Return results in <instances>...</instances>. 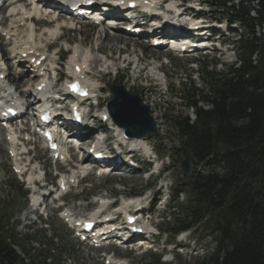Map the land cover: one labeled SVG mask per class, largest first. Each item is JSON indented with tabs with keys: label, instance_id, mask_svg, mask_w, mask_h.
Returning <instances> with one entry per match:
<instances>
[{
	"label": "trees",
	"instance_id": "16d2710c",
	"mask_svg": "<svg viewBox=\"0 0 264 264\" xmlns=\"http://www.w3.org/2000/svg\"><path fill=\"white\" fill-rule=\"evenodd\" d=\"M259 8V20L244 7L231 14L247 28L236 43L238 65L220 73L204 70L207 93L185 97L195 123L176 120L180 147L190 159L212 156L209 162L222 169L184 185L194 200L181 229L209 215L219 235L216 251L199 264H264V35L256 34L264 27V0ZM255 186L261 190L257 199ZM8 239L0 237V264H24Z\"/></svg>",
	"mask_w": 264,
	"mask_h": 264
},
{
	"label": "rangeland",
	"instance_id": "374dc122",
	"mask_svg": "<svg viewBox=\"0 0 264 264\" xmlns=\"http://www.w3.org/2000/svg\"><path fill=\"white\" fill-rule=\"evenodd\" d=\"M254 5L252 3V6ZM106 36V38H101L100 30H97V28L83 25L79 27L77 25V30L73 32L64 30L61 41H57L56 47L53 50H49V52L59 53L58 55L61 57L62 62H65L69 58L70 47L79 46L81 49L91 47L93 49L92 58L99 57V54H101L108 58L111 63L123 67L124 69L119 72V75L115 76L117 71L112 73L111 69H107L105 73L100 72L98 74L96 73L97 69L101 68L95 70L94 66L96 71H94V79L97 81V86L100 91L101 88L106 90L103 95L102 106L107 103L106 94L110 91V88L118 84L124 85L133 94L139 96L147 95L150 102L154 105L161 133L160 140L153 143L154 148L159 153V156L164 158L168 148L172 145L171 142L176 139V133L171 124L173 116L180 115L184 117L192 113L180 101L185 89H192L198 86V80L191 76L192 71L196 70V67L199 68L200 64L210 62L214 57L220 59L224 65L230 66L235 62V56L231 51L225 55L214 53L209 58L200 57L198 59L200 64L198 65L197 63L195 65L196 62L194 61L196 60H192L193 57L180 59L172 55L168 50H151L143 41L137 43L120 35ZM98 39L100 47L98 46ZM4 44V40L0 39V47H3ZM5 48L8 49L6 46ZM135 57L140 59L137 67H135ZM193 65L195 66L194 68ZM145 86H147V89L143 88ZM126 113L132 116L135 112L132 109L130 113ZM181 158V156L178 157L176 155L175 158L172 156L170 161H164V164L167 163L169 166L168 181L169 183L173 182V186H176L178 180L182 179ZM6 161L7 153L0 146V177H2L0 179V231H2L3 227L7 228L12 241H14L13 243L17 246V254L24 259V263L104 264L105 259L102 257L105 254L104 252H91L87 248L76 244L72 236L68 235L67 230L57 219L53 218L48 224H43L40 219L35 217V214L32 215V217H35L33 221L23 220V214L28 212L30 193L27 191V186L12 175ZM41 161L52 169L46 157L42 158ZM47 167L46 171H48ZM141 173L142 171L132 174L134 176H131L133 178L131 180L123 177L108 180L90 178L85 181L87 190L84 192H81V189L76 190L66 201L73 210H76L74 207L82 208L87 213L93 209L95 206L94 202L100 197L107 196L109 198L114 195L111 197L121 200L122 197L126 196H141V193L147 187L154 186L156 183L155 176H152L153 170L147 175ZM26 191L28 192L27 198H25ZM79 199L85 201H78ZM187 199V195L182 198L183 204L186 203ZM76 212L81 214L82 210H76ZM172 225L168 227L170 230L173 228ZM208 234L209 231L204 229L195 231L192 237H195V243L201 246V249H198V251H182L181 262L177 260L171 262L172 256H167L165 258L166 264H196L201 261L205 255L212 253L215 247ZM143 252L142 250L131 252V250L119 251L113 249L107 252L106 255L113 256V253H118L115 258L120 259L122 264H149V260L144 255H141Z\"/></svg>",
	"mask_w": 264,
	"mask_h": 264
},
{
	"label": "bare ground",
	"instance_id": "6f19581e",
	"mask_svg": "<svg viewBox=\"0 0 264 264\" xmlns=\"http://www.w3.org/2000/svg\"><path fill=\"white\" fill-rule=\"evenodd\" d=\"M175 6V3L173 1L169 2V4L167 5L168 9H172V7ZM11 9L9 10V26L7 27V33L10 36H13L14 41V49L12 50L14 52V50L16 49V46H27V45H31L33 47L38 48V45H42L43 41H47L49 39H53L54 37H56L58 34L61 33L62 29L64 27L69 26V24H66V22H58L57 19V13H50L47 15V20H44L43 15L47 14V11H43L41 14L39 13V8H33L32 12L28 11L25 7L23 8L19 3L11 5L10 6ZM29 16L30 18L32 16H36L37 19H39L38 22H40V24H44L45 21L49 22V23H54V26L52 28L48 27V28H44V30H38V28L36 27L37 24L33 25L32 22H29L30 19L25 20V17ZM52 19L55 21H52ZM21 24H25V28H20ZM25 30V31H24ZM110 29L107 28V26H103L102 27V32L103 33H107ZM102 38V36H101ZM109 43V42H108ZM98 46L100 47V42L98 39ZM99 49V48H98ZM42 50V49H41ZM43 51V50H42ZM74 57L70 60L71 62H75L77 64H74V66L79 65V66H88V71L91 70L92 65L95 66V69L98 68H102V69H114L115 66L112 63H109L110 61L103 55H99V57H95L92 58L93 56V49L91 47H88L86 49H81L79 46L74 48ZM52 57L49 56L48 61L52 62ZM78 61V62H77ZM112 61V60H111ZM70 62V63H71ZM113 62V61H112ZM94 70V69H93ZM95 71V70H94ZM96 72V71H95ZM26 74V72H22V77H24ZM36 75H33L32 73L29 75V82H32V79H36ZM92 87H95V85L93 83ZM25 84L23 82H18L17 81V88L21 89ZM24 93H28V95H26L25 99L26 101H28V99H30L29 97L31 96V91L28 92H24ZM36 94H38V92H36ZM41 96H45V94H42ZM31 100V99H30ZM33 102H30V105H32ZM131 145L133 146H142L145 147L146 145L148 146V142L145 140H131L130 141ZM81 167V165H79ZM76 172H73V175H75ZM35 177L34 174L30 175V183L32 184L31 181H33V178ZM106 175L103 176V178H105ZM125 178V177H124ZM35 196V195H34ZM32 197V207H30L28 209V212L25 214V219H28L30 217V215L33 213L34 211V207H36L38 205V201L36 197ZM107 198L104 199H100V201H98L99 203H102V201L107 202ZM134 200V199H132ZM127 203H131V199L130 200H125V202L123 203L124 207H122L121 209L124 210L126 209V204ZM45 204V202L43 203ZM73 212L75 214L80 215L79 213L76 212V210H73Z\"/></svg>",
	"mask_w": 264,
	"mask_h": 264
},
{
	"label": "water",
	"instance_id": "95a60500",
	"mask_svg": "<svg viewBox=\"0 0 264 264\" xmlns=\"http://www.w3.org/2000/svg\"><path fill=\"white\" fill-rule=\"evenodd\" d=\"M119 94L122 96V98L118 97L117 95L116 97H118L121 100V103L117 100H114L113 103L114 105L120 108V112L122 115V119H120L121 121L119 122L120 126L125 127L127 132L131 136H135V137H143L149 133H154L155 125L152 121V118H150L148 110L141 106V102L139 101V99L133 98L134 99L133 106L138 116H140L142 119L146 121L147 129L146 128L144 129L143 127L142 131H139V126H141L140 124H138L139 126L134 124L135 118H132L133 115L130 116V114L126 113V112L130 113V111L133 109V108H128L129 106H126L128 103H126L125 101H126V97L128 98V96L122 90H120ZM125 103L126 105H124ZM183 169H184V176L188 175V173L190 172L189 164H184Z\"/></svg>",
	"mask_w": 264,
	"mask_h": 264
},
{
	"label": "snow or ice",
	"instance_id": "6c2138e0",
	"mask_svg": "<svg viewBox=\"0 0 264 264\" xmlns=\"http://www.w3.org/2000/svg\"><path fill=\"white\" fill-rule=\"evenodd\" d=\"M75 88V86H73Z\"/></svg>",
	"mask_w": 264,
	"mask_h": 264
}]
</instances>
